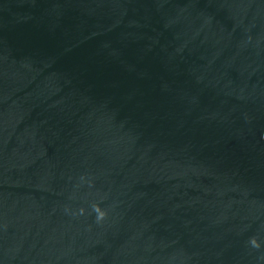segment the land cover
<instances>
[{
    "label": "water",
    "instance_id": "95a60500",
    "mask_svg": "<svg viewBox=\"0 0 264 264\" xmlns=\"http://www.w3.org/2000/svg\"><path fill=\"white\" fill-rule=\"evenodd\" d=\"M0 264H264V0H0Z\"/></svg>",
    "mask_w": 264,
    "mask_h": 264
}]
</instances>
